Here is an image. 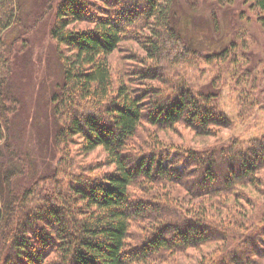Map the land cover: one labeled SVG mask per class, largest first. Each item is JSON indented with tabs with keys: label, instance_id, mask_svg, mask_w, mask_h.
I'll list each match as a JSON object with an SVG mask.
<instances>
[{
	"label": "trees",
	"instance_id": "obj_1",
	"mask_svg": "<svg viewBox=\"0 0 264 264\" xmlns=\"http://www.w3.org/2000/svg\"><path fill=\"white\" fill-rule=\"evenodd\" d=\"M42 1L44 8L37 10L34 21L44 14L51 18L48 36L57 45L62 70L63 82L51 99L56 123L53 145L62 169L18 187L22 172L12 165L3 168L2 160L12 151L7 140L17 105L8 89L15 54L12 50L1 55L0 264H138L210 245L196 264H262L264 135L245 146L230 138L206 150L187 149L174 160L165 151L169 146L152 131L151 146L147 143L144 151L132 143L142 124L158 130L183 124L202 136L213 135L216 127L231 126L215 102L216 95L194 89L187 81L169 93L160 87H133L127 81L113 83L108 56L133 38V30L149 31L141 34L145 39L140 41L146 59L136 61L167 65L159 73L154 72L156 67L141 69L147 72L139 73L141 77L161 80L190 52L199 57V49L186 43L175 28L173 9L178 1ZM211 1L223 6L234 0ZM243 2L249 3L264 27V0ZM22 16L19 0H0V35L21 25ZM79 23L89 28H78ZM171 46L177 54L169 51ZM205 54L199 59L210 63L211 58L225 59L227 50ZM171 55L177 56L176 61ZM75 135L82 138L84 153L101 147L113 171L91 175L92 169L75 167L68 146ZM134 184L179 186L191 199H211L204 200L205 209L169 208L156 192L131 195L128 188ZM247 186L260 199L248 194L244 209L237 189ZM133 226H148L147 234L136 239L130 235Z\"/></svg>",
	"mask_w": 264,
	"mask_h": 264
},
{
	"label": "rangeland",
	"instance_id": "obj_2",
	"mask_svg": "<svg viewBox=\"0 0 264 264\" xmlns=\"http://www.w3.org/2000/svg\"><path fill=\"white\" fill-rule=\"evenodd\" d=\"M177 1L173 9L174 25L185 37L186 43L198 48L201 56L202 54L205 56V53L227 50L226 58H211V62L206 63L205 58L201 60L199 54L197 57L194 52H190L187 59H183L182 62L179 60L175 68H171L161 80L154 82L141 77L139 73H147L144 70L141 72V69L156 67L154 72L159 73L157 71L165 70L167 65L151 60L144 64L139 62L141 58L146 59L143 44L140 45V41L145 39L141 34L149 35L147 34L149 31L147 28L133 30V38L123 41L117 50L108 56L113 83L118 85L121 81H127L133 87L142 89L160 87L165 93H169L171 87L175 88L179 82L187 81L194 89L204 88L205 91L216 95L215 102L231 120V126L216 127L212 130L213 135L202 136L183 124H176L164 130L142 124L132 143L139 147V152L144 151L147 143L149 145L152 141L150 139L152 131L157 134L162 144L169 146L165 151L169 153V158L174 160L179 153L187 149L206 150L211 146L225 143L230 138H237L245 146L250 140L262 137L264 135V27L257 21L255 11L243 0H234L223 6L211 0ZM19 2L23 15L20 21L22 24L0 35V56H8L12 50L15 54L12 74L8 77V89L17 105L16 113L11 118L7 140L12 151L4 157L2 165L4 169L12 165L19 173L22 172L17 176V183L18 187H23L33 179L53 172L55 168L62 169L58 165L60 155L53 145L56 123L51 117V99L63 81L57 45L48 36L51 18L44 14L41 19L34 21L37 10L43 6V1L19 0ZM152 24L151 22L149 26L155 28ZM77 27L89 28L82 23L77 24ZM156 28L165 31L163 27ZM19 35L21 37L18 41ZM172 50L173 46L169 48V51ZM172 52L178 53L177 50ZM168 53L166 51V54ZM176 57L171 55L170 58H175L176 61ZM136 58L139 61H136ZM135 69H137L135 74H130ZM81 141L82 138L75 135L68 143L75 167L80 165L90 168L91 175L113 171L114 166L107 164L106 153L101 147L84 153L81 149ZM261 174L264 176V169ZM152 187L147 188L146 185L142 188L134 184L128 190L133 196L145 197L156 192L159 200L162 201L163 198L169 208L181 206L186 209L193 207L205 209L208 199H211L209 197L191 199L179 186ZM245 189H237L238 195L241 196L238 203L242 204L244 209L247 206L243 198L248 194L260 199L257 191L248 186ZM149 190L152 192L146 193ZM232 200L233 197H230L229 202ZM147 228L148 226L142 228L133 226L130 235L136 236L139 240L147 234L144 232ZM128 241L133 243L135 240ZM212 246L201 249L191 248L184 254H176L175 257L158 255L154 260L147 259L145 263L138 264H196L205 258V253Z\"/></svg>",
	"mask_w": 264,
	"mask_h": 264
}]
</instances>
